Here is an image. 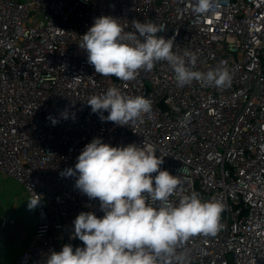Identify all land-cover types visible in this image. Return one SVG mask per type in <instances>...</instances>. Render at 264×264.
Segmentation results:
<instances>
[{"label": "built area", "instance_id": "1", "mask_svg": "<svg viewBox=\"0 0 264 264\" xmlns=\"http://www.w3.org/2000/svg\"><path fill=\"white\" fill-rule=\"evenodd\" d=\"M195 2L0 0V172L40 200L32 239L10 264H45L66 244L85 247L73 221L104 212L75 187L78 173H61L75 169L94 138L154 147L160 169L181 180L170 203L193 192L221 203L216 235L181 246L188 264H264V0H213L207 14L194 13ZM100 16L118 19L126 32L135 31L134 20L165 26L156 35L174 38L173 51L186 61L185 53L194 56L193 70L227 68L230 85L180 87L166 61L130 81L101 76L80 47ZM111 87L149 99L151 113L126 126L101 121L87 102ZM6 224L13 220L0 215Z\"/></svg>", "mask_w": 264, "mask_h": 264}, {"label": "clouds", "instance_id": "2", "mask_svg": "<svg viewBox=\"0 0 264 264\" xmlns=\"http://www.w3.org/2000/svg\"><path fill=\"white\" fill-rule=\"evenodd\" d=\"M212 7L213 0H196L191 10L207 14ZM133 27L134 32H126L112 16L95 18L82 36L80 47L87 52L88 63L96 73L130 81L141 69L151 71L156 63L166 61L180 87L193 81L216 87L230 85L227 68L193 70L194 56L185 53L189 57L186 61L173 51L174 38L156 35L165 26L134 20ZM87 104L101 121L121 126L142 119L152 110L149 99L124 95L116 87L93 95ZM105 111L109 113L107 117L103 115ZM62 116L66 119L67 111ZM163 163V156H157L149 144L113 147L100 138L88 143L75 169L69 168L61 175L78 173L75 187L90 199L98 198L104 215L98 218L91 212H81L73 221V235L85 247L73 250L66 244L61 251H52L45 264H188L181 246L198 234L216 235L223 207L218 201H202L195 192L181 196L178 204L170 203L169 197L178 191L181 180L161 170ZM149 200L159 201V207H153ZM39 202L29 201V209Z\"/></svg>", "mask_w": 264, "mask_h": 264}, {"label": "rangeland", "instance_id": "3", "mask_svg": "<svg viewBox=\"0 0 264 264\" xmlns=\"http://www.w3.org/2000/svg\"><path fill=\"white\" fill-rule=\"evenodd\" d=\"M31 197L12 176L0 172V215L8 214L13 224L0 226V264H10L31 241L38 217L29 209Z\"/></svg>", "mask_w": 264, "mask_h": 264}]
</instances>
